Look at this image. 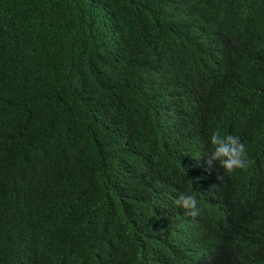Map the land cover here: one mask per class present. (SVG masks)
<instances>
[{
	"label": "trees",
	"instance_id": "1",
	"mask_svg": "<svg viewBox=\"0 0 264 264\" xmlns=\"http://www.w3.org/2000/svg\"><path fill=\"white\" fill-rule=\"evenodd\" d=\"M224 18L240 30L231 57L207 39ZM215 62L211 123L176 91ZM232 129L264 164V0H0V264H186L170 242L176 198L217 212L208 242L235 213L204 172L169 189L157 169ZM233 179L229 200L250 186ZM241 216L227 264H264V220Z\"/></svg>",
	"mask_w": 264,
	"mask_h": 264
},
{
	"label": "clouds",
	"instance_id": "2",
	"mask_svg": "<svg viewBox=\"0 0 264 264\" xmlns=\"http://www.w3.org/2000/svg\"><path fill=\"white\" fill-rule=\"evenodd\" d=\"M237 27L227 18L212 23L207 39L217 57L235 55V35L240 34ZM220 68V63L215 62L209 69H197L195 73L191 70L183 72L182 77L177 79V105L194 110L196 118L201 113L209 115L212 123L220 116V111L211 112L207 102L215 97L216 88L222 81L220 75H224V70ZM246 140L241 132L234 129L227 133L214 130L210 137L201 139L196 145L197 150L194 151L198 156L195 160H166L157 169L162 186L169 189H176L189 170L196 168L204 172L206 177L214 179L212 185L217 186L216 197L212 200L221 201L235 213L234 219L222 229L223 238L208 242L210 235L218 231V224L209 223L206 216L217 212L202 209L197 196L191 191L176 198L175 203L184 215L171 223L174 238L170 242L181 252L186 264H227L242 243L240 235L243 219L240 212L264 220V164L253 163ZM228 177L234 178L233 183L238 188L244 183L250 184L240 199L226 198L224 184Z\"/></svg>",
	"mask_w": 264,
	"mask_h": 264
}]
</instances>
